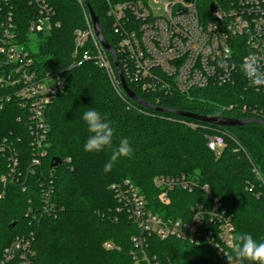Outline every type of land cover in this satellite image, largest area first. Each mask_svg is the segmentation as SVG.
Here are the masks:
<instances>
[{
    "label": "trees",
    "instance_id": "1",
    "mask_svg": "<svg viewBox=\"0 0 264 264\" xmlns=\"http://www.w3.org/2000/svg\"><path fill=\"white\" fill-rule=\"evenodd\" d=\"M47 1L60 27L47 35L34 36V52L29 48L32 40L26 33L24 11L28 4L23 0L15 12L34 69L41 74L59 75L65 89L46 108L47 155L36 175L30 176L25 184L24 176L17 183L0 185L5 192L0 197V262L4 249L17 236L31 235L32 264H134L132 253L137 249L131 239L139 236L140 231L125 212L116 211L119 204L111 190L112 185L125 181L137 189L148 209L163 218L190 217L192 207L202 203L209 208L212 200H217L231 216L234 234L249 233L264 242V202L256 197L260 183L253 171L256 169L264 179V125L217 126L157 111L169 109L218 119H255L264 124V108L256 115L250 114L258 104L261 108V97L250 95L253 92L243 82L210 86L190 95L146 94L128 81L125 74L122 76L128 88L155 109L139 105L126 95L120 97L93 61H82L80 53L73 56V33L83 28L81 10L75 1ZM232 1L200 0V3L207 10L210 4ZM88 2L106 42L116 52L118 39L110 31L106 1ZM107 58L113 65L112 55L107 53ZM118 63L123 72L119 54ZM87 107L112 121L116 129L114 144L127 137L134 149L131 159L121 158L108 174L103 168L110 152L92 154L83 150L88 133L81 117ZM20 114L21 109L11 105L0 111V137L13 134L27 140L24 125L17 122ZM214 137L225 144L217 157L207 146L209 138ZM24 152L27 156L26 149ZM53 158L71 162L53 167L50 204L55 214L47 215L41 208L40 183L44 176L40 173L51 170ZM2 175H6V163L0 158ZM180 176L193 180L197 188L191 192L175 188L169 195L170 203L160 204L157 197L161 190L154 179ZM205 186L206 192L200 189ZM105 243H110L113 249L106 250ZM146 246L144 253L153 264H224L221 256L204 241L189 243L175 238L160 241L150 236L146 238Z\"/></svg>",
    "mask_w": 264,
    "mask_h": 264
},
{
    "label": "built area",
    "instance_id": "2",
    "mask_svg": "<svg viewBox=\"0 0 264 264\" xmlns=\"http://www.w3.org/2000/svg\"><path fill=\"white\" fill-rule=\"evenodd\" d=\"M22 1L0 0V111L7 105L21 109L17 122L24 125L28 136L27 140L13 134L0 137V158L6 163V175L0 177V185L17 183L24 176L25 184L30 176L36 175L47 155L46 108L65 89V82L59 75L41 74L34 69L15 12ZM74 1L81 10L83 28L73 33V56L80 53L82 61H93L106 74L116 94L123 97L125 93L114 64L109 62L107 52L95 35L86 1ZM105 1L111 34L118 39L117 62L119 54L124 73L119 68L140 91L152 95H190L194 90L210 86L243 82L253 92L250 95L261 97V108L258 104L251 109V116L262 111L264 86H252L241 66L254 60L264 70V0L213 3L214 14L210 12L211 4L206 10L200 0H169L164 4L161 0ZM24 2L28 4L24 16L29 37L47 35L60 27L47 0ZM153 6L159 7L160 15L153 12ZM207 146L217 157L225 144L221 138L214 137L209 138ZM70 162L66 159L59 166ZM54 168L40 173L44 176L40 183L41 208L47 215L55 214L50 204ZM253 171L260 183L256 197L264 202V179L256 169ZM154 184L161 190L157 198L162 205L170 203L169 195L175 188L186 192L197 188V184L186 176L157 177ZM200 189L207 191L206 186ZM111 190L119 204L116 211L125 212L140 231L139 236L131 239L139 252L132 253L134 264H153L144 253L146 238L150 236L160 241L170 238L189 243L204 241L221 256L224 264H232L227 255L234 226L231 216L217 200H212L209 208L198 204L191 208L190 217L174 220L148 209L137 189L128 181L112 185ZM4 194L1 189L0 197ZM32 241L31 235L17 236L4 249L0 264H32ZM104 248L111 250L113 246L105 243Z\"/></svg>",
    "mask_w": 264,
    "mask_h": 264
},
{
    "label": "clouds",
    "instance_id": "3",
    "mask_svg": "<svg viewBox=\"0 0 264 264\" xmlns=\"http://www.w3.org/2000/svg\"><path fill=\"white\" fill-rule=\"evenodd\" d=\"M241 67L252 86H264V70L254 60L242 64ZM87 108L81 117L88 133L83 150L92 154L110 152V158L103 168V172L108 174L121 158L131 159L134 149L127 137L120 138L118 144H114L116 129L112 121L98 110ZM227 259L232 264H264V242L258 241L249 233L236 232L232 236Z\"/></svg>",
    "mask_w": 264,
    "mask_h": 264
},
{
    "label": "water",
    "instance_id": "4",
    "mask_svg": "<svg viewBox=\"0 0 264 264\" xmlns=\"http://www.w3.org/2000/svg\"><path fill=\"white\" fill-rule=\"evenodd\" d=\"M86 4L91 16V20H92V24H93V28H94V32L95 35L100 43V45L102 46V48L104 49L105 52L109 53L110 55H112L113 57V64L115 67V70L118 74L119 77V81H120V86L123 90V92L125 93V95L132 101L138 103L139 105H142L146 108L149 109H155L154 107L140 101L135 94L128 88L121 70L119 68L118 62H117V57L115 52L111 49V47L109 46V44L106 42L101 27H100V23L98 18L95 16L94 12L92 11L90 5L88 4L87 0ZM210 12L212 14L215 13V6L213 4L210 5ZM157 110V109H156ZM157 111L160 112H164V113H171L180 117H184V118H188V119H192V120H197V121H201V122H205V123H209V124H213V125H217V126H225V127H241V126H245V125H250V124H260V125H264L263 122L259 121V120H255V119H247V120H234V119H218V118H210V117H202V116H198V115H194L191 113H186V112H181V111H173V110H169V109H158ZM61 164V160L59 158H53L51 160V168L53 167H57ZM12 226H14V224H12Z\"/></svg>",
    "mask_w": 264,
    "mask_h": 264
},
{
    "label": "rangeland",
    "instance_id": "5",
    "mask_svg": "<svg viewBox=\"0 0 264 264\" xmlns=\"http://www.w3.org/2000/svg\"><path fill=\"white\" fill-rule=\"evenodd\" d=\"M162 1V3L164 4V3H166V2H168L169 0H161ZM159 7H155V6H153V12L156 14V15H160V10L158 9ZM31 40H32V42L29 44V48H30V50L32 51V52H34L35 50H36V48H35V44H34V36H31ZM111 88L114 90V88L112 87V85H111ZM114 92H115V90H114ZM116 93V92H115Z\"/></svg>",
    "mask_w": 264,
    "mask_h": 264
}]
</instances>
